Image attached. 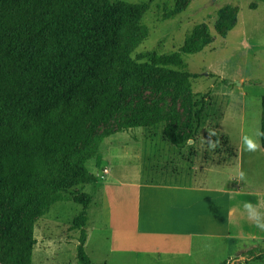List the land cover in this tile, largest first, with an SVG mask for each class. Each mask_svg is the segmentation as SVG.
I'll return each mask as SVG.
<instances>
[{
  "label": "trees",
  "instance_id": "1",
  "mask_svg": "<svg viewBox=\"0 0 264 264\" xmlns=\"http://www.w3.org/2000/svg\"><path fill=\"white\" fill-rule=\"evenodd\" d=\"M149 8L148 2L125 0H0V204H7L2 219L10 225L0 232V264H33L37 219L56 201L70 199L63 194L68 184L97 181L87 161L114 132H91L150 81L185 90L196 75L182 54L199 52L201 39H188L171 60L157 51L134 56L149 35L140 19ZM230 8L219 15L223 32L234 25ZM164 119L161 106L146 105L119 130ZM164 136L178 147L187 140L172 123ZM72 199L83 205L72 225L80 229V264H110L94 262L86 251L92 195ZM246 255L220 264L264 259V247L255 245Z\"/></svg>",
  "mask_w": 264,
  "mask_h": 264
},
{
  "label": "rangeland",
  "instance_id": "2",
  "mask_svg": "<svg viewBox=\"0 0 264 264\" xmlns=\"http://www.w3.org/2000/svg\"><path fill=\"white\" fill-rule=\"evenodd\" d=\"M125 1L150 4L140 16L149 35L134 56L157 51L171 60L190 38L201 39L203 47L199 52L182 54L187 68L196 73L185 90L175 83L154 79L135 90L115 117L90 133L114 132L103 139L98 154L87 161L89 169H110L113 177L122 180L238 183L246 190L264 192L261 138L254 152L247 151L242 142L244 136L261 131L264 0ZM228 4L233 8L226 10L227 18L234 25L223 32L217 28L218 19ZM26 48L34 50L33 46ZM146 105L161 106L165 119L155 126L119 130L120 122L131 119ZM170 123L186 135L183 146L172 144L164 136ZM89 192L96 202L88 209L87 253L96 263L129 264L128 255L110 250L109 233L101 229V220H96L100 193L97 183L68 184L63 194L70 199L56 201L37 219L33 264H80V229L72 225L83 205L72 197L78 194L84 198ZM6 209L7 204H0V232L10 227L2 219ZM247 251L240 259L247 256Z\"/></svg>",
  "mask_w": 264,
  "mask_h": 264
},
{
  "label": "crops",
  "instance_id": "3",
  "mask_svg": "<svg viewBox=\"0 0 264 264\" xmlns=\"http://www.w3.org/2000/svg\"><path fill=\"white\" fill-rule=\"evenodd\" d=\"M92 172L97 176L92 184L100 188L96 220L109 233L110 250L128 255L129 264H220L243 257L256 244L264 247L260 190L238 183L122 180L110 169ZM249 203L258 216L245 208Z\"/></svg>",
  "mask_w": 264,
  "mask_h": 264
},
{
  "label": "clouds",
  "instance_id": "4",
  "mask_svg": "<svg viewBox=\"0 0 264 264\" xmlns=\"http://www.w3.org/2000/svg\"><path fill=\"white\" fill-rule=\"evenodd\" d=\"M260 138H264V131L257 130L251 135L244 136L242 138V142L245 146V149L249 152L256 151L260 147V144L258 142ZM245 208L248 209L253 216H258L257 213L252 211V205L250 203L245 204ZM259 226L264 228V223H259Z\"/></svg>",
  "mask_w": 264,
  "mask_h": 264
},
{
  "label": "water",
  "instance_id": "5",
  "mask_svg": "<svg viewBox=\"0 0 264 264\" xmlns=\"http://www.w3.org/2000/svg\"><path fill=\"white\" fill-rule=\"evenodd\" d=\"M230 264V263H229Z\"/></svg>",
  "mask_w": 264,
  "mask_h": 264
}]
</instances>
